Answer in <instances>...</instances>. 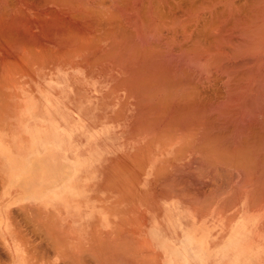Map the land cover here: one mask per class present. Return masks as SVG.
Returning a JSON list of instances; mask_svg holds the SVG:
<instances>
[{
  "label": "bare ground",
  "instance_id": "obj_1",
  "mask_svg": "<svg viewBox=\"0 0 264 264\" xmlns=\"http://www.w3.org/2000/svg\"><path fill=\"white\" fill-rule=\"evenodd\" d=\"M55 96L69 97L80 125L86 117L93 128H122L111 137L145 144L144 152L165 144L183 154L188 139L178 155L206 168L202 177L216 159L227 166L250 220L252 254L264 257L263 236L252 237L264 223V0H0V148L32 138L41 120L53 126Z\"/></svg>",
  "mask_w": 264,
  "mask_h": 264
},
{
  "label": "crops",
  "instance_id": "obj_2",
  "mask_svg": "<svg viewBox=\"0 0 264 264\" xmlns=\"http://www.w3.org/2000/svg\"><path fill=\"white\" fill-rule=\"evenodd\" d=\"M67 97H54L60 111L53 126L41 120L29 128L32 138L11 143L0 158V264H94L97 257L101 264L106 254L112 260L105 257L103 264H264L263 256L252 254L250 220L246 211L242 219L233 177L221 186L206 184L204 168L178 155L185 152L165 144L144 152L145 144L111 137L122 128H93L86 117L80 125ZM129 160L134 164L128 167ZM187 164L193 168L184 171ZM124 168L129 176L123 180Z\"/></svg>",
  "mask_w": 264,
  "mask_h": 264
},
{
  "label": "rangeland",
  "instance_id": "obj_3",
  "mask_svg": "<svg viewBox=\"0 0 264 264\" xmlns=\"http://www.w3.org/2000/svg\"><path fill=\"white\" fill-rule=\"evenodd\" d=\"M26 89V88H25ZM31 91H32V89H31ZM82 92H85V91H82ZM22 93V92H21ZM23 93H24V90H23ZM57 100V99H56ZM12 101H13V103H17L18 101H16L15 100V98L14 99H12ZM53 105H55V108L53 109V112L54 113H58L59 111H60V109H58V106H59V103L57 102V103H53ZM52 105V106H53ZM66 105V104H65ZM12 110H15V109H12ZM12 110H8V111H6V112H10L11 111V114L14 112V111H12ZM121 114V115H120ZM120 114H117V118H115L114 119V121L116 120V122H121V120H123V117L125 116V115H123L122 116V112L120 113ZM122 116V117H121ZM16 117V114L14 115V117L13 118H15ZM47 121H50L51 123H53V119L52 118H50V117H47ZM54 119H55V121H54V123L55 122H57V115H55V117H54ZM132 121L134 122V119H132ZM146 122L147 121H145L144 123H145V125H146ZM46 124V123H45ZM147 127V126H146ZM181 128V127H180ZM194 133H197V131H193V132H191L190 134H191V136L194 134ZM173 134V133H172ZM174 135V134H173ZM178 137V136H177ZM187 141L185 142V143H182V146H188V144L190 145V148H191V144H190V142L188 141V139H186ZM187 142H189V143H187ZM186 143H187V145H186ZM184 144V145H183ZM189 147V146H188ZM181 148V147H180ZM190 148H188V150L187 149H185V147L183 148V150L185 151V153H187L188 151H189V149ZM172 149H175V148H172ZM182 149V148H181ZM186 150H187V152H186ZM4 148L2 147V148H0V158H3V153H4ZM205 153L207 154V153H209V151H205ZM205 153H203V156L202 157H208V158H211V157H213V156H211L210 157V155L209 154H207L206 156L204 155ZM190 158V157H189ZM213 159V158H212ZM214 161H215V159H214ZM220 163L221 162H218V160L216 159V161L214 162V165H215V167L213 166V168L216 170V172L218 171V173H214L215 172V170L213 171V173H210V172H212V171H209V173L208 172H206V175H205V177H204V179H205V182H209L210 181V179H212V178H214V182H213V184L215 185V186H217V185H222L223 184V180H227V176L229 175V177H233V175H231L229 172H228V170H227V166H223V164H221L220 165ZM218 164V165H217ZM218 166V167H217ZM224 169V171H220V169ZM203 171H206V168H204L203 169ZM207 173H208V175H207ZM215 175V176H214ZM218 175V176H217ZM220 175H221V177H220ZM231 175V176H230ZM206 176H208V177H206ZM210 176V177H209ZM219 177V178H217V177ZM225 178V179H224ZM208 179V180H207ZM222 179V180H221ZM236 190V189H235ZM263 225H261V226H252V234H253V239H255V238H259V237H262L263 236V238H264V223H262ZM255 242V241H254ZM253 242V243H254Z\"/></svg>",
  "mask_w": 264,
  "mask_h": 264
}]
</instances>
